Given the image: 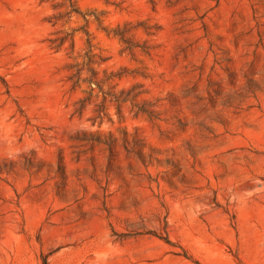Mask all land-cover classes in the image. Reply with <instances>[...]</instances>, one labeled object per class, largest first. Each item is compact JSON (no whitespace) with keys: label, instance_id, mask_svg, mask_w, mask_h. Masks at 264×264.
<instances>
[{"label":"rangeland","instance_id":"374dc122","mask_svg":"<svg viewBox=\"0 0 264 264\" xmlns=\"http://www.w3.org/2000/svg\"><path fill=\"white\" fill-rule=\"evenodd\" d=\"M0 264H264V0H0Z\"/></svg>","mask_w":264,"mask_h":264}]
</instances>
